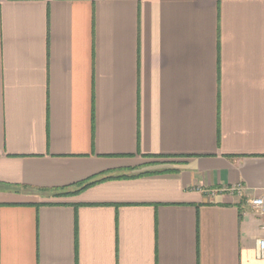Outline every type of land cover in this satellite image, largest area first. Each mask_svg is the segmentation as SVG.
Segmentation results:
<instances>
[{
    "label": "crops",
    "instance_id": "crops-1",
    "mask_svg": "<svg viewBox=\"0 0 264 264\" xmlns=\"http://www.w3.org/2000/svg\"><path fill=\"white\" fill-rule=\"evenodd\" d=\"M263 195L264 0H0V264H264Z\"/></svg>",
    "mask_w": 264,
    "mask_h": 264
},
{
    "label": "built area",
    "instance_id": "built-area-1",
    "mask_svg": "<svg viewBox=\"0 0 264 264\" xmlns=\"http://www.w3.org/2000/svg\"><path fill=\"white\" fill-rule=\"evenodd\" d=\"M236 190L241 194V191L239 189ZM250 205L254 211H256L262 217H264V195L252 199ZM257 246H258L259 257H264V238L258 240Z\"/></svg>",
    "mask_w": 264,
    "mask_h": 264
},
{
    "label": "trees",
    "instance_id": "trees-1",
    "mask_svg": "<svg viewBox=\"0 0 264 264\" xmlns=\"http://www.w3.org/2000/svg\"><path fill=\"white\" fill-rule=\"evenodd\" d=\"M95 182V181H94ZM93 184H95V183H90V182H87V183H85L84 185V187H83V189H85V188H87V187H89V186H91V185H93ZM82 191V190H81Z\"/></svg>",
    "mask_w": 264,
    "mask_h": 264
}]
</instances>
